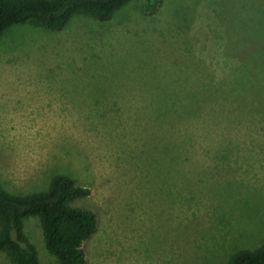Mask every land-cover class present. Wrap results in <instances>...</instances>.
I'll return each instance as SVG.
<instances>
[{
    "label": "rangeland",
    "instance_id": "obj_1",
    "mask_svg": "<svg viewBox=\"0 0 264 264\" xmlns=\"http://www.w3.org/2000/svg\"><path fill=\"white\" fill-rule=\"evenodd\" d=\"M149 1L103 25L1 35L0 187L42 193L63 175L90 189L73 204L96 216L85 264H221L264 237L261 26L243 0L142 12ZM220 64L240 67L227 81ZM217 76L216 118L186 119ZM22 231L40 264H58L37 218Z\"/></svg>",
    "mask_w": 264,
    "mask_h": 264
},
{
    "label": "trees",
    "instance_id": "obj_2",
    "mask_svg": "<svg viewBox=\"0 0 264 264\" xmlns=\"http://www.w3.org/2000/svg\"><path fill=\"white\" fill-rule=\"evenodd\" d=\"M133 1L135 0H0V37L8 28L17 25L60 32L73 18H87L95 24L103 25L111 22L116 13ZM150 1L148 7H142V12L155 11L158 0ZM221 3V6L226 7L229 6L227 3L232 5L233 1L222 0ZM242 3L248 5L249 15L254 13L261 26V29L251 33L254 45L264 44V0H243ZM216 5L219 6L220 3ZM250 19L249 16V21ZM231 21L230 19L228 23ZM239 67L240 65L220 64L222 72L217 74L226 72V79L229 81ZM217 78L218 76L208 83V90L200 95L198 103L195 102L196 107L189 108L186 119L200 117L203 110L204 114L208 113L216 118L219 113L215 109L217 104L214 95ZM210 102L215 104L211 105ZM209 104L211 109L206 110ZM89 195L90 189L76 186L74 180L63 175L54 176L48 189L42 193L13 196L0 187V254L8 258L11 264H40L22 231L26 219L37 218L44 247L58 264H85L83 244L96 231V216L90 209L73 204L75 200L88 198ZM221 264H264V237L256 248L236 251Z\"/></svg>",
    "mask_w": 264,
    "mask_h": 264
}]
</instances>
